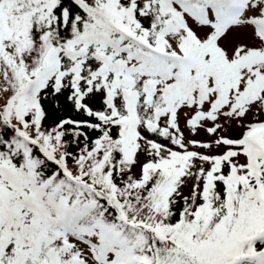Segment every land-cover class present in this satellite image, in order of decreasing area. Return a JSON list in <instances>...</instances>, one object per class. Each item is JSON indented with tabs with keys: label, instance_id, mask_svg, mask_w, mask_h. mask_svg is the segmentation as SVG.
Segmentation results:
<instances>
[{
	"label": "snow or ice",
	"instance_id": "6c2138e0",
	"mask_svg": "<svg viewBox=\"0 0 264 264\" xmlns=\"http://www.w3.org/2000/svg\"><path fill=\"white\" fill-rule=\"evenodd\" d=\"M0 264H264V0H0Z\"/></svg>",
	"mask_w": 264,
	"mask_h": 264
}]
</instances>
